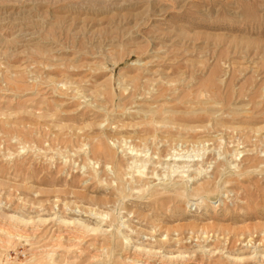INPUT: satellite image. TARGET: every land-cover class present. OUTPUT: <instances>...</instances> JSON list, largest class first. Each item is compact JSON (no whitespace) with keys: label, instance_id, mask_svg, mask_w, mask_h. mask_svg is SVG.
Returning a JSON list of instances; mask_svg holds the SVG:
<instances>
[{"label":"rangeland","instance_id":"1","mask_svg":"<svg viewBox=\"0 0 264 264\" xmlns=\"http://www.w3.org/2000/svg\"><path fill=\"white\" fill-rule=\"evenodd\" d=\"M10 218L0 264H264V0H0Z\"/></svg>","mask_w":264,"mask_h":264},{"label":"bare ground","instance_id":"2","mask_svg":"<svg viewBox=\"0 0 264 264\" xmlns=\"http://www.w3.org/2000/svg\"><path fill=\"white\" fill-rule=\"evenodd\" d=\"M133 156H135V155H133ZM135 161L136 160L133 159L132 164H134ZM175 161L176 162H184V161H181V160H175ZM197 162H198V160H191V161H189L187 163H192V167H193V166L197 165ZM186 166L185 165H181L178 169H185ZM188 171H186V172L183 171L182 173L185 175ZM193 171L194 170H192V173H193ZM201 173H202V171L197 172L196 176L200 175ZM189 176L190 175H188V177ZM92 213H93L92 211L89 212V214H92ZM93 215L95 217L97 215V213H94ZM104 217H107V214L101 213L100 214V220L103 221ZM10 221H11L12 225L9 223V225L7 227H6V225L3 226V227H0V235L2 236V238H0V243L5 245V249H7L8 248L7 246L12 243V240L13 241L16 240V239L19 240L20 238L23 237V235H20L19 233L24 231V230H19L20 226H18V225L21 224L25 228L29 224L26 221H21L20 219L19 220H15L14 218H10ZM59 223L67 225V228L69 229L68 230V234L72 235L75 239H77V241H80L82 236H84L85 234H89V235L90 234H94L97 237V239H98L97 242H96V252L97 253L100 250H102V249L103 250L104 249H109L110 254H111V252L113 254L115 252L117 246H118V241L116 240V239H118V236L120 235V232L118 230L116 231V233H112L111 232V234H106L107 231L102 230L100 226L99 227H89L87 225L80 224V223H70V222H64V221H61ZM25 238H27V237H25ZM127 240H128L127 238H124V242L123 243L125 245L123 247V250H127L128 248H134L133 246L131 247L127 243ZM39 253H40L39 255H42L41 252H39ZM147 253L150 254L149 251ZM51 257H52L51 253H49V252L45 253L44 255H42L39 258V262L44 261V262L48 263V262H50L52 260ZM161 257H162L163 260H167L166 264H178L175 261L178 258H167L165 255H162ZM121 262L123 264H147L145 261L140 260L139 258H136V256H134V257L127 256V257H125V259L121 260ZM160 262L162 263L161 260H160ZM0 263H1V258H0Z\"/></svg>","mask_w":264,"mask_h":264}]
</instances>
